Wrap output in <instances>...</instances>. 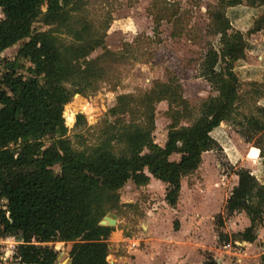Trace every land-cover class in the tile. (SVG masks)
<instances>
[{"label": "trees", "instance_id": "obj_1", "mask_svg": "<svg viewBox=\"0 0 264 264\" xmlns=\"http://www.w3.org/2000/svg\"><path fill=\"white\" fill-rule=\"evenodd\" d=\"M93 1L0 0V55L23 42L12 61L0 60V200L9 219L1 216L8 238L23 243L19 251L25 264H56V243L71 244L70 264H108L114 228L99 223L117 209L119 191L129 181L148 185L147 174L166 185L164 201L176 206L181 180L198 171L204 153L220 149L213 132L240 115L234 69L245 57L246 43L230 25L226 9L264 3L220 0L209 11L219 46L205 54L200 77L216 95L197 110L183 96L180 79L169 72L166 82H156L145 92L117 96L98 126L69 137L63 118L66 87L82 97L93 96L116 65L138 61L134 45L126 44L119 52L106 49L110 16L103 26L93 24L85 10ZM172 11L166 9L165 16L175 24L179 19ZM35 24L47 30H34ZM261 30L264 12L246 35ZM98 49L103 52L89 58ZM163 102L170 124L160 146L154 139L155 112ZM65 116L70 123L72 116ZM242 117L250 131L264 134V108ZM75 119L76 127L86 123L81 114ZM172 155L179 160H171ZM235 175L237 185L215 225L222 230L229 217L243 211L250 226L230 237L218 230L220 244L254 242L264 217V183L245 169ZM202 264L219 263L207 254Z\"/></svg>", "mask_w": 264, "mask_h": 264}, {"label": "rangeland", "instance_id": "obj_2", "mask_svg": "<svg viewBox=\"0 0 264 264\" xmlns=\"http://www.w3.org/2000/svg\"><path fill=\"white\" fill-rule=\"evenodd\" d=\"M219 1L95 0L87 6L85 9L87 18L96 26H103L107 22L108 15L110 16L109 26L105 32L106 49L119 52L126 44L134 45V54L138 56V61L128 60L116 65L111 71L110 78L99 83L98 90L93 96L82 97L66 87L63 118L68 129V136L72 137L75 134L84 133L87 129H94L101 123L107 111L116 104L117 96L145 92L156 82H166L169 72L174 73L180 79L183 96L194 109L197 110L203 101L215 96L216 93L200 77V73L205 54L211 46L214 48L219 46L218 37L211 33L212 23L209 17V11L218 8ZM166 9L176 11L175 18L179 19V22L174 24L168 21L165 16ZM3 17L0 12V20ZM33 28L37 31L47 30L46 27L39 24H35ZM22 43L19 42L5 50L0 55V60L12 61ZM102 52V49H98L89 58H96ZM140 54H144V57H139ZM250 90L252 87L249 86L239 88V91H242L239 95L241 101L238 112L240 115L236 117L233 124H230L233 131L237 133L235 138H239L246 146L244 154L240 157L242 162L234 164L232 161L233 165H231L227 161L223 149L213 150L203 155L201 170L183 179L184 182L198 185L194 193H190L185 187V191L181 194L176 205V209L180 208L178 212H182L184 234H187V224L190 221L189 218L193 216V213L190 212L191 206L205 207L201 209L202 211L211 206V204L206 206L204 201L203 195L206 194L204 178H207V182H210L212 187L216 188V184L223 183L222 187L228 190L234 180L233 174L238 170L245 169L253 174L256 162L257 166L258 164L264 166V134L250 131L242 117L255 115L254 94H251ZM166 111L167 104L165 102L156 106L154 139L158 145L162 146L166 142L170 124V120L165 115ZM66 113L68 116H72L70 123L65 116ZM77 114L85 117V125L75 126ZM171 160L178 161L179 156L172 155ZM54 171L59 173V167H54ZM257 176L259 177L258 174ZM160 184L163 185V183ZM150 190L151 193L148 194L129 182L119 191L120 200L117 209L107 213L116 215L122 221L117 229L123 231L124 239L127 240L136 237L140 232L143 233L139 248L143 247L142 244L148 238L141 229V224H145L144 219L148 216L147 212L151 218L155 214V217L160 221V229L156 231L158 238L165 235V239L169 240L172 233L175 232L174 225L178 222L174 211H171L169 216L164 211L165 187L152 186ZM216 216L212 215L211 217L215 219ZM211 217L203 218L206 222L199 227L200 230L211 232L213 228L218 233V230L222 231L227 228L224 225L222 230L217 229L215 220L214 227H211L207 221H210ZM115 228L116 226L113 233L116 232ZM231 244V249H236L233 243ZM126 246L127 242L124 240L119 243V247H110L109 254L128 256ZM57 247L58 249L55 250L60 254L56 264H66V262H60L63 255L62 245L58 243ZM64 248H66V244H64Z\"/></svg>", "mask_w": 264, "mask_h": 264}, {"label": "crops", "instance_id": "obj_3", "mask_svg": "<svg viewBox=\"0 0 264 264\" xmlns=\"http://www.w3.org/2000/svg\"><path fill=\"white\" fill-rule=\"evenodd\" d=\"M262 12H264V3L261 6L255 7H250L243 3L242 5L226 9L230 25L235 31L244 35L246 43L244 52L245 57L237 62L234 72L238 78L240 88L244 86L252 87L250 93L254 94L253 98L256 108H264V30L250 35L246 34L253 27L254 21ZM241 92L242 91H238V94L240 95ZM212 135L220 148L223 149L227 161H229L231 165H233L232 161H234V164H238L239 161L242 162V158L240 159V157L244 154V147L246 146L239 138H235L237 137V133L233 131L229 123L221 124L219 129L214 131ZM207 153L208 152L204 154ZM201 165L198 171L201 170ZM147 175L150 179L148 185L139 187L143 191L148 194L151 193L150 188L152 186H163L166 188L165 184L162 185L160 181L155 180L149 174ZM252 175H254L259 182L264 183L263 165L258 164L257 166L256 162ZM233 179L232 186L228 190L222 187L223 183L216 184L217 187L214 188L210 185V182H207V178L203 179L204 184H206V194L203 195L204 201L206 202V206L209 204H211V206L205 211L201 210L205 207L200 208V206H191L190 212L193 213V216L189 218L190 221L187 224V234H184L185 232L182 231L184 226L181 219L182 212H178L180 208L178 207V209H176V206L174 208L169 206L164 201L163 197L164 211L167 212L168 216L171 214V211H174L178 219V222H176L177 229H174L175 232L172 233L170 239L166 240L165 235H163L162 238L156 236V231L160 229V221L155 217V214L153 218H151L149 212H147L146 215L148 216L144 219L145 224H141V229L148 237L145 243L142 244L143 247L134 250L131 255L127 254L128 256L120 254L109 255L107 257V263L202 264L205 260V255L211 254L219 264H264V217L262 224L259 225L258 230H256V239L252 243L230 241L229 243L221 245L218 243L217 233L213 228L211 232H209V230H200L199 228L206 222L203 218H209L212 215L216 216L219 213H223L224 204L230 196L232 189L237 185L238 178L235 174H233ZM188 184L189 182H184L183 179L181 180L180 197L185 191V187L190 193H194L196 188H198L197 184L190 183V186ZM214 220V217H211L210 221L207 220L211 227H214ZM120 222L122 221L117 217L116 232L110 236L109 240L111 248L119 247V243L125 240L123 231L117 229ZM224 225H226L227 228L222 230V232L230 237L232 234L243 232L250 226V221L243 211H239L229 217ZM209 237L210 239H207ZM231 243H233L236 249H231ZM60 244L62 245L63 252L60 262H66V264H68L70 261L69 251L71 244H66V248H64V243Z\"/></svg>", "mask_w": 264, "mask_h": 264}, {"label": "built area", "instance_id": "obj_4", "mask_svg": "<svg viewBox=\"0 0 264 264\" xmlns=\"http://www.w3.org/2000/svg\"><path fill=\"white\" fill-rule=\"evenodd\" d=\"M1 212L4 213V219H9V212L6 209L5 202L2 200H0V264H25L19 251V247L23 243L8 238L5 234V220L2 218L1 215L3 214H1ZM142 236L143 233L140 232L136 237L125 239L127 242L126 248L128 255H131L134 250L139 248ZM57 244L58 243L54 246L55 249H58ZM30 245H35V243H31Z\"/></svg>", "mask_w": 264, "mask_h": 264}, {"label": "water", "instance_id": "obj_5", "mask_svg": "<svg viewBox=\"0 0 264 264\" xmlns=\"http://www.w3.org/2000/svg\"><path fill=\"white\" fill-rule=\"evenodd\" d=\"M78 96V95H76ZM116 222H117V216L114 214H107L99 223V225L101 226H106V227H110V228H114L116 226ZM71 262L69 261L68 264H70Z\"/></svg>", "mask_w": 264, "mask_h": 264}]
</instances>
